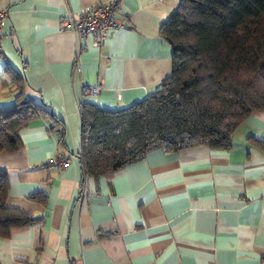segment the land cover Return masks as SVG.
<instances>
[{"label":"crops","instance_id":"crops-1","mask_svg":"<svg viewBox=\"0 0 264 264\" xmlns=\"http://www.w3.org/2000/svg\"><path fill=\"white\" fill-rule=\"evenodd\" d=\"M110 0H0V106L18 93L60 121L35 119L20 130L21 149L0 152L6 205L41 220L0 237V264H264V110L237 127L231 147L154 148L116 174L82 173L81 103L117 110L142 101L171 74L172 50L160 28L181 0H120L119 27L81 53L59 32L61 17ZM10 71L4 72V68ZM102 82L85 99L82 84ZM71 154L64 170L50 164ZM41 200V201H40Z\"/></svg>","mask_w":264,"mask_h":264},{"label":"trees","instance_id":"trees-1","mask_svg":"<svg viewBox=\"0 0 264 264\" xmlns=\"http://www.w3.org/2000/svg\"><path fill=\"white\" fill-rule=\"evenodd\" d=\"M160 35L172 58L171 74L158 89L117 110L81 103L85 176L116 174L154 148L166 153L196 146L228 149L238 125L264 110V0H181ZM8 74L20 92L13 105L0 106V152L21 149L20 130L35 119L49 120L50 132L61 136V121L44 104L23 101L22 77ZM8 189L0 168L1 238L41 220L8 207Z\"/></svg>","mask_w":264,"mask_h":264},{"label":"built area","instance_id":"built-area-1","mask_svg":"<svg viewBox=\"0 0 264 264\" xmlns=\"http://www.w3.org/2000/svg\"><path fill=\"white\" fill-rule=\"evenodd\" d=\"M117 0H110L107 3L99 4L93 7L84 8L74 14L68 12L61 17L58 24V31H71L77 38V53L74 59L73 72L80 74L82 72L81 53L87 48L88 43L99 47L109 37L111 32L120 25L115 17V6ZM7 16L6 11L0 10V33ZM3 54L0 46V57ZM103 85L99 80L96 84H82L81 91L85 99L96 97L102 90ZM72 155L66 156L55 154L50 163L56 166L58 170H64L71 162Z\"/></svg>","mask_w":264,"mask_h":264},{"label":"rangeland","instance_id":"rangeland-1","mask_svg":"<svg viewBox=\"0 0 264 264\" xmlns=\"http://www.w3.org/2000/svg\"><path fill=\"white\" fill-rule=\"evenodd\" d=\"M51 164V163H50Z\"/></svg>","mask_w":264,"mask_h":264}]
</instances>
